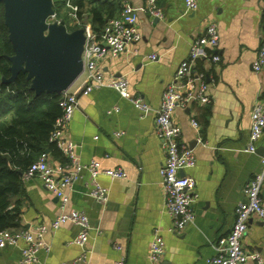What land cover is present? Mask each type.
I'll list each match as a JSON object with an SVG mask.
<instances>
[{"label": "crops", "instance_id": "crops-1", "mask_svg": "<svg viewBox=\"0 0 264 264\" xmlns=\"http://www.w3.org/2000/svg\"><path fill=\"white\" fill-rule=\"evenodd\" d=\"M163 18H151L143 0H128L138 19L141 39L125 52L106 54L99 66L104 78L125 77L128 90L157 107L163 88L171 82L179 62L202 35L206 24L215 22L218 46L216 63L197 59L193 70L207 75L208 104L175 108L172 119L181 128L180 140L193 149L195 164L181 171L194 180V219L180 234L170 231L172 218L164 208L159 169L164 151L154 128L153 114L140 118L134 106L111 88L102 87L78 96V108L64 130L81 163L97 160L101 168H121L125 179L98 176L108 188L105 204L87 195L90 181L83 171L67 191L68 201L59 199L32 178L23 181L21 214L15 229L49 227L62 211L76 209L89 218L91 229L86 249L90 264H110L124 258L125 264H149L148 249L153 230L164 240L163 264H209L216 255V240L225 236L234 222V209L242 201V188L259 170L264 151V132L253 153L245 151L250 131V111L264 98V67L252 70L264 37L261 18L264 0H196L187 10L184 0H157ZM156 54L155 61L147 60ZM82 83L77 78L71 90ZM116 107L117 112L108 111ZM194 119L198 127L191 125ZM120 131L122 135L114 137ZM52 165L58 163L47 156ZM260 197L264 207V183ZM78 227L66 221L47 230L35 264L69 262L79 254L71 243ZM246 252H256L264 264V220H250L242 240ZM24 241L0 248V264H16ZM116 247H119L116 248ZM246 264H256L248 260Z\"/></svg>", "mask_w": 264, "mask_h": 264}, {"label": "built area", "instance_id": "built-area-1", "mask_svg": "<svg viewBox=\"0 0 264 264\" xmlns=\"http://www.w3.org/2000/svg\"><path fill=\"white\" fill-rule=\"evenodd\" d=\"M144 9L151 18H163V12L157 0H143ZM187 10L197 8L196 0H184ZM66 6L70 9L68 21L70 25L80 22L76 19V7L66 0ZM55 14H52L54 17ZM59 22V20H57ZM138 19L134 8L128 0H121L119 14L108 19L100 34L92 31L89 23L80 24L78 28L83 30L84 43L81 52L82 71L77 78L82 77V83L77 88L64 90L60 106L61 116L56 120L55 129L51 134V141L63 152L68 159L67 164L52 165L45 154H42L22 174V181L32 178L38 179L43 187L56 196L63 208L68 201L67 191H70L74 182L85 171L89 175L90 186L87 195L94 201L105 204L108 200V188L101 185L98 176L103 174L111 179H125L126 172L121 168H101L99 161L90 160L81 163L74 154V145L64 137V130L78 108V96L87 95L91 91L107 87L116 90L121 97L128 100L137 110L139 117L144 118L153 114L154 128L160 139L165 157L159 169L160 182L164 194V208L172 218L170 231L180 234L185 226L194 219L192 204L195 201V182L192 178L184 176L181 171L191 168L195 164L193 149L180 140L181 128L172 119L174 109L187 108L190 104H208L211 100L208 93V83L203 72H195L193 64L197 59L210 60L213 63L219 61V56L214 53L218 46L219 34L215 22L206 24L201 36L196 38L191 46L188 56L179 62L173 78L162 90L157 107H152L140 97H134L128 90V81L125 77L104 78L99 66L101 59L106 54L117 55L125 52L128 47L141 39L138 30ZM157 55L152 53L147 60L155 61ZM252 70L258 72L264 67V37L251 63ZM117 108H111L110 112H117ZM191 125L198 127V123L192 119ZM264 132V98L256 101L250 111V131L245 151L253 153ZM122 132L113 133L119 137ZM264 183V151L260 156V167L243 186V199L234 209V222L229 232L216 240L214 245L216 255L211 258L209 264H246L248 260L256 264L262 263V258L256 252L248 253L244 250L242 240L247 231L250 220H264V207L262 205L260 191ZM69 221L78 227V232L71 241L79 248V254L69 262L56 264H90L88 260L89 250L86 244L91 229L89 218L83 211L71 209L62 211L50 222L49 227L37 225L32 229L0 230V248L24 241L20 250V258L16 264H35L37 252L40 249H48L43 239L44 233L56 230L63 222ZM119 249V247H116ZM164 240L157 229L153 230L149 249V264H163ZM110 264H125L124 258H120Z\"/></svg>", "mask_w": 264, "mask_h": 264}, {"label": "trees", "instance_id": "trees-1", "mask_svg": "<svg viewBox=\"0 0 264 264\" xmlns=\"http://www.w3.org/2000/svg\"><path fill=\"white\" fill-rule=\"evenodd\" d=\"M55 18L63 24L68 20L70 9L66 0H52ZM76 7V19L70 31L80 24L89 23L100 34L105 22L117 16L121 0H69ZM264 31V14L261 18ZM13 54L3 19L0 3V230H18V220L23 204L22 174L42 154L58 164H67L68 159L51 141L56 120L61 116V93L35 94L25 73L11 81L8 57ZM199 72H202L201 70Z\"/></svg>", "mask_w": 264, "mask_h": 264}, {"label": "water", "instance_id": "water-1", "mask_svg": "<svg viewBox=\"0 0 264 264\" xmlns=\"http://www.w3.org/2000/svg\"><path fill=\"white\" fill-rule=\"evenodd\" d=\"M0 3L13 50L8 57L10 76L4 81L11 82L22 72L36 95L68 89L82 71L83 30L67 32L62 21L46 24V17L54 13L52 0H0Z\"/></svg>", "mask_w": 264, "mask_h": 264}, {"label": "rangeland", "instance_id": "rangeland-1", "mask_svg": "<svg viewBox=\"0 0 264 264\" xmlns=\"http://www.w3.org/2000/svg\"><path fill=\"white\" fill-rule=\"evenodd\" d=\"M58 19H59V18H58ZM58 19L55 18V16L52 17V15H48V16L46 17V19H45L44 22H45L46 24L58 23V22H57ZM63 26H64V29H65L67 32H70V28H71L72 25L69 24V21H68V20H66V23L63 24Z\"/></svg>", "mask_w": 264, "mask_h": 264}]
</instances>
